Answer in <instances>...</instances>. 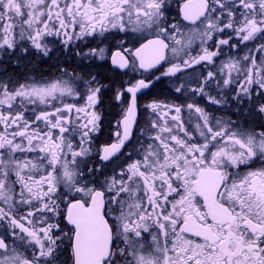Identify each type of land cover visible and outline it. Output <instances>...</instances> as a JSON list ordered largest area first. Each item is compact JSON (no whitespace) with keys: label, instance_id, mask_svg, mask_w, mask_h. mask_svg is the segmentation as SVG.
Wrapping results in <instances>:
<instances>
[{"label":"snow or ice","instance_id":"snow-or-ice-1","mask_svg":"<svg viewBox=\"0 0 264 264\" xmlns=\"http://www.w3.org/2000/svg\"><path fill=\"white\" fill-rule=\"evenodd\" d=\"M170 13L0 0V264H264V0Z\"/></svg>","mask_w":264,"mask_h":264},{"label":"flooded vegetation","instance_id":"flooded-vegetation-1","mask_svg":"<svg viewBox=\"0 0 264 264\" xmlns=\"http://www.w3.org/2000/svg\"><path fill=\"white\" fill-rule=\"evenodd\" d=\"M0 59H3V57H0ZM73 60L74 59H71V58H69L67 60L62 59L61 65L62 66L65 64L75 65L72 63ZM54 63H55V60L48 61L47 63L42 62V61L37 62V64L35 65L34 68L29 69L31 73L28 72L27 75L34 76L36 73L38 74L40 72H43L45 74L54 73L55 69L50 68V65L54 64ZM0 67H2V66H0ZM9 71H11V69ZM166 86H167V81H165V84L163 86L158 84L157 87L152 88L151 90L149 89V90L145 91L143 94H141L139 96V104L141 106V109H143L144 105H146L152 101L150 99L167 100L168 97L166 96V98H165V92L162 91V89L166 88ZM111 95H112V93H111ZM111 95H110V97H107L104 94V101L98 108V111L100 112L101 117H102V126H101L102 130H101V132L97 133L98 143H103L107 139V134L111 131V125L115 123V118H116L115 113L117 111L116 107H112L110 105L111 106L110 107L111 108V114L110 115H108L106 110H104L105 105H107V103L111 99ZM200 103L204 104L203 101H200ZM140 115H143V112H141Z\"/></svg>","mask_w":264,"mask_h":264},{"label":"rangeland","instance_id":"rangeland-1","mask_svg":"<svg viewBox=\"0 0 264 264\" xmlns=\"http://www.w3.org/2000/svg\"><path fill=\"white\" fill-rule=\"evenodd\" d=\"M168 2H169V5H170V8H171V13L170 14L174 16L176 14V12H177V0H168ZM86 63H89V62H86ZM75 64H76L75 66L77 67V70L79 71L81 66L77 63V61H76ZM69 70H71V69H69ZM197 71H199V68L197 69ZM35 75H37V73ZM123 79H124V77H123ZM113 86L117 87V85H114V84H113ZM166 95L167 94H165V98H166ZM172 100H173V98L171 96H169V98L167 99L168 102H172ZM203 103H205V101H203ZM118 108H119V106L117 105L116 106V110H118ZM232 114L233 113H227V115H232ZM232 116H233V119L236 118L234 115H232Z\"/></svg>","mask_w":264,"mask_h":264},{"label":"trees","instance_id":"trees-1","mask_svg":"<svg viewBox=\"0 0 264 264\" xmlns=\"http://www.w3.org/2000/svg\"><path fill=\"white\" fill-rule=\"evenodd\" d=\"M28 72L31 73L30 70H29ZM28 72H27V73H28ZM104 83L109 85L108 88L104 89V94H105L107 97H110V95H111V93H112L111 90H114L115 86H113V84H109V81H108V80H105ZM155 93H156V92H155ZM165 93H166V92H165ZM152 97H153V96H152ZM155 97H156V96H155ZM150 98H151V97H150ZM110 107H111V106H110L109 102H108L107 105H105V107H104V110H106V112H107L108 115L111 114V108H110ZM232 115H234V114H232ZM234 116H235V115H234Z\"/></svg>","mask_w":264,"mask_h":264},{"label":"water","instance_id":"water-1","mask_svg":"<svg viewBox=\"0 0 264 264\" xmlns=\"http://www.w3.org/2000/svg\"><path fill=\"white\" fill-rule=\"evenodd\" d=\"M143 91H144V90H143ZM143 91H142V92H143ZM139 94H140V93H138V95H139Z\"/></svg>","mask_w":264,"mask_h":264}]
</instances>
